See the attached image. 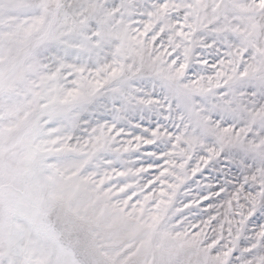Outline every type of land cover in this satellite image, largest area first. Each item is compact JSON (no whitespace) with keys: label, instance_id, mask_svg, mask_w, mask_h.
<instances>
[{"label":"snow or ice","instance_id":"1","mask_svg":"<svg viewBox=\"0 0 264 264\" xmlns=\"http://www.w3.org/2000/svg\"><path fill=\"white\" fill-rule=\"evenodd\" d=\"M0 264H264V0H0Z\"/></svg>","mask_w":264,"mask_h":264}]
</instances>
